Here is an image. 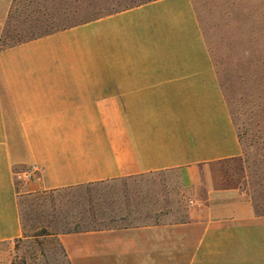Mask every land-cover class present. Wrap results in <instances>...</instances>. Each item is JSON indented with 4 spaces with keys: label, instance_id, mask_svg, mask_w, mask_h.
<instances>
[{
    "label": "crops",
    "instance_id": "1",
    "mask_svg": "<svg viewBox=\"0 0 264 264\" xmlns=\"http://www.w3.org/2000/svg\"><path fill=\"white\" fill-rule=\"evenodd\" d=\"M32 164L29 191L179 172L185 220L64 233L72 264H264V213L194 0L0 47V242L23 236L17 179Z\"/></svg>",
    "mask_w": 264,
    "mask_h": 264
},
{
    "label": "rangeland",
    "instance_id": "2",
    "mask_svg": "<svg viewBox=\"0 0 264 264\" xmlns=\"http://www.w3.org/2000/svg\"><path fill=\"white\" fill-rule=\"evenodd\" d=\"M194 2L238 129L247 168L246 187L257 211L264 213V0ZM55 4L52 0H0L4 15L0 47L29 37L36 28L41 32L38 18L54 11ZM88 10L82 7L80 14L91 15ZM26 182L17 179L21 217L28 225L29 241L33 244L37 238L50 239L46 243L50 264H69L59 241L64 234L60 224L71 220V207L61 208L57 201L60 195L54 190L29 191ZM105 190L117 195L123 213L132 210L130 218L116 222L117 227L187 218L189 203L177 170L112 181ZM29 245L27 240L18 244L17 239L0 243V264H11ZM28 248L39 250L35 245Z\"/></svg>",
    "mask_w": 264,
    "mask_h": 264
},
{
    "label": "trees",
    "instance_id": "3",
    "mask_svg": "<svg viewBox=\"0 0 264 264\" xmlns=\"http://www.w3.org/2000/svg\"><path fill=\"white\" fill-rule=\"evenodd\" d=\"M55 4L54 11L48 12L39 17L41 32H37V28L29 32V37L20 39L17 42L7 45H15L30 39L38 38L65 28H69L78 24H82L101 16L131 8L151 0H52ZM82 7L88 8L89 16H84L80 9ZM82 15V16H81ZM129 178V177H128ZM124 178L95 181L86 184H78L67 186L63 188L53 189L54 192L59 193L60 197L57 199L59 206L64 208L70 206L72 209L71 220H64L61 222L63 233L102 230L106 228L117 227L116 222L130 218L132 210L123 213L117 204V195L107 192L105 186L112 181L121 180ZM43 195V194H42ZM23 237L17 238L18 244L24 241L30 242L27 246L11 261V264H50L49 254L46 249V243L50 239H39L29 241L28 225L22 219ZM48 236L55 235V233H48ZM6 242V241H3ZM2 243V242H0ZM62 253L72 264L68 254L59 241ZM26 243H24V246ZM35 245L39 250L34 248L32 251L30 246ZM22 246H17L20 249ZM33 248V247H31Z\"/></svg>",
    "mask_w": 264,
    "mask_h": 264
},
{
    "label": "built area",
    "instance_id": "4",
    "mask_svg": "<svg viewBox=\"0 0 264 264\" xmlns=\"http://www.w3.org/2000/svg\"><path fill=\"white\" fill-rule=\"evenodd\" d=\"M43 168L38 166L37 164H32L22 172V179L26 181H33L38 179V177L42 174ZM193 203L192 200H190Z\"/></svg>",
    "mask_w": 264,
    "mask_h": 264
}]
</instances>
